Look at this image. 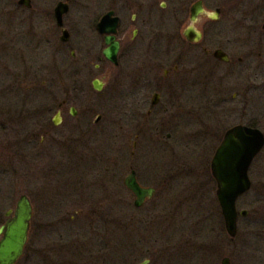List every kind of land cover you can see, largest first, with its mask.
Wrapping results in <instances>:
<instances>
[{
	"label": "rangeland",
	"instance_id": "374dc122",
	"mask_svg": "<svg viewBox=\"0 0 264 264\" xmlns=\"http://www.w3.org/2000/svg\"><path fill=\"white\" fill-rule=\"evenodd\" d=\"M226 1L202 0L204 13L194 27L210 52L236 39L254 50L243 80L246 116L240 96L232 101L234 91L228 92V65L212 61L200 62L202 78L187 99L189 116L146 121L134 118L131 97L139 68L125 62L164 47L157 37L129 36L135 28L138 35L180 36L190 25L189 10L179 17L172 2L165 10L147 11L122 0H73L71 40L83 38L89 50L88 65L77 71L79 62L55 51V41L47 51H36L28 37H21L16 0H0V221L23 193L34 208L26 250L17 264H220L224 256L230 264H264V147L249 168L253 187L236 202L238 212L248 214L238 216L234 239L226 232L213 183L190 171L206 168L202 161L208 157L209 164L227 128L243 123L264 131V52L258 56L255 41L264 37L263 21L232 17L241 11H229ZM216 7L221 13L211 20ZM111 9L121 17L117 36L124 39V63L97 70L104 40L95 25ZM133 14L147 22L132 23ZM36 21L43 22L41 17ZM95 78L103 81L101 92L92 86ZM64 98L77 114L66 109L55 125V104ZM173 107L171 114H177L180 107ZM37 131L41 135L35 144ZM17 138L23 147L8 146ZM152 141L175 151L152 149ZM130 166L145 182L149 177L155 185L166 180L157 196L137 208L123 185Z\"/></svg>",
	"mask_w": 264,
	"mask_h": 264
},
{
	"label": "flooded vegetation",
	"instance_id": "af4514ba",
	"mask_svg": "<svg viewBox=\"0 0 264 264\" xmlns=\"http://www.w3.org/2000/svg\"><path fill=\"white\" fill-rule=\"evenodd\" d=\"M65 1L67 0H24V4H22V3H19L18 0H16V2L18 3L17 6L19 8V11L21 12V14H19V21L21 22L20 27H19L20 33L22 34L21 37H24V38L28 37L27 40L33 43V47L36 51L37 50L42 51L44 49L47 51V47H51V44L54 43L55 41L54 43L55 51H60V54L69 56L72 61L79 62L77 71H83L84 69L83 67L88 65L87 64L88 60L86 59V55L89 50L86 47V43H83L84 42L83 38L78 39V41H74V42L73 40H71L73 26H72V22L68 20V13L72 10L71 2L73 0L68 1V11L62 16V20H63L62 24L59 25L57 23L58 20L55 17L56 5L59 2L65 3ZM117 1H120V0H117ZM122 1H124L125 5L128 4L130 6H136L138 10L146 9L147 11H153V10L157 11L158 9L165 10V8L169 7L168 3L172 2L173 4H175V6L173 7L174 10L176 9L178 12L181 11V15H179V17L184 15L183 13L186 9L189 10L188 14H190V17H189L190 22H191L190 18L192 16V14L190 13L191 7L198 4L199 1H201L202 3V0H191V1L190 0H122ZM202 7H203V3H202ZM226 7L228 8L229 11L231 9L236 10V11L237 10L241 11V12L235 11L236 13L232 12V17L238 15L237 18H239L240 21H243V20L246 21L248 19H250V21H253L254 23H259L263 21L261 24L262 25L261 28H262V31H264V0H229L226 3ZM219 12H220V9H219ZM114 15H115V11H114ZM219 15H216L215 17L208 16V18L211 20H217L219 18ZM40 17H41V21L43 22L38 23L36 19ZM116 17H119L121 19L120 16H116ZM179 17H176V18L178 19ZM199 18L200 16L196 20L197 22L199 21ZM120 19H119V23H120ZM131 21L134 24H138L139 21L142 24H145L147 22V19L143 17L141 14H133ZM119 23H118V26H119ZM64 30L68 31V37L66 41H64V39L61 37L62 33H64ZM183 32H182V35L180 36L173 35V34L172 35L161 34L160 36L147 35V34L138 35V30L137 28H135L133 29L131 36H129V37H133L134 39L136 37L137 38L157 37L158 39H161V45L164 47L160 51L156 49L153 51L150 50V53L148 54L145 53V56H144L145 59L138 58L139 56L134 54L136 58L134 56L132 58V55H131L130 59L125 62L126 63L125 66H128V68H134V66H137V68H139V70H136L135 72L136 79L132 81V84H131L132 88H130L132 89L131 97L135 99L136 111H134V118L135 119L144 118L146 121H149L150 119L151 120L154 119L153 121H159V120L163 121L167 117L168 118L176 117V120H180L181 116H183L184 113L189 116V113L187 111L188 109L187 99H190V97L193 96L194 92H196L199 86L200 78H202V75H200V69L202 68L200 65V62H202V64H205V63L211 64L212 61L215 64L219 63L221 65L223 64L228 65L227 66L228 70L226 72V74L228 75L227 76L228 77V81H227L228 92L230 90L234 91L232 93V101L237 100V97L240 96V103L243 105L241 108V114L246 116V108L248 106L247 104V101H248L247 94L248 93H247L246 86L243 83V80L246 74L245 71L249 68V65H250L249 58L253 56L254 50L250 51L248 48H246L247 46L246 42H240L239 39H236V40H233L232 42L228 41V44L229 43L230 44L226 46L225 48L216 46L212 50V52H210L209 47H208L209 45H205L201 43L202 37L200 40H196L194 37L193 39L188 40V38L183 34ZM101 36H102V39L105 41L103 35ZM116 38H117V42L119 43V48H120L117 54V59H118L117 64H114L113 62H111L110 59L108 60L103 55L102 51H104V48L106 47V44L103 41L104 47L102 48L103 50L101 51V56L98 59L100 60V62L99 64L96 63L94 65V68H96L97 70H99L101 67H104L103 65H105V67H108L110 63L114 65L115 67L119 68L120 65L124 63V60L122 61V58L120 55V50H122V42H123L122 40L124 39L122 37H118L117 34H116ZM255 39H256L255 40L256 48L258 49L257 52L259 53L258 56H262L264 52V37L263 38L255 37ZM146 44H149V39L146 40ZM175 45L176 47L174 49H171ZM216 49H220L221 51L223 50L224 53H226L225 60L222 61L219 58L215 57L213 52ZM136 50H137V47H136ZM144 52L145 51H143V53ZM138 55H139V52H138ZM100 81L101 82L99 83V85L100 84L103 85V81L102 80ZM239 81L240 83H242V85L238 83ZM22 85L24 84H20V87H22ZM175 104H177V107L179 106L180 109H178L179 111L177 114H171L170 110L174 108L173 106ZM69 105H70V102H68V99L66 98L62 99L59 103L55 104V113H56L55 115L59 114L60 122L63 118L62 116L63 112L66 109H68V112L72 113L71 107H74V106L73 105L69 106ZM143 107L147 109L145 113L141 112L144 110ZM54 116L52 117V120ZM190 116L195 117L192 115ZM239 124H243V123H239ZM247 125H250V124H247ZM251 126H254V125H251ZM156 128L158 129V125L156 126ZM40 133L41 132H38V131L33 133L34 137H32L33 139L32 142H34L35 144L37 143L35 142V137H37V135L40 136L41 135ZM42 133H44L45 135L48 133V130H45ZM224 134H222L223 136L222 138H224ZM171 136L172 134L170 131H167L165 133L166 138H170ZM222 138L220 139L218 145L220 144ZM42 139L43 138L41 137V140L38 141L39 144H41ZM22 140L20 141L17 138L16 140H11V142L7 141V144L8 146L16 145L20 149L21 147H23ZM136 142L137 141L133 143V147H136ZM150 143H151L152 149H154L155 147L159 149H163V150H165V148L173 149L171 147L162 146V145H159L161 146L159 147L157 146L158 142L156 141L155 142L152 141ZM218 145H217V148H218ZM208 147L214 148V146H212L211 144H209ZM208 147L206 145L204 148L208 149ZM173 151L175 150L173 149ZM204 151H205L204 153L210 152V150H207V151L204 150ZM215 151L216 149L214 150V152ZM133 153H131L132 157H133ZM207 159L202 161L203 165L206 164V168H200L197 171H195V169H192L190 171H192V173L194 174L198 173L197 175L205 176V178H207V182L209 181V183L211 181L215 188V197H216V193L218 190L216 178L212 175V172H211V169H212V167L210 166L211 159L208 165L206 163ZM115 160L117 161L116 157H115ZM180 170L182 169H179V171ZM130 171L131 172L135 171L136 173L135 178L139 182L138 184L140 186L144 188L151 187L153 188V190H155L151 196L147 197L144 200V204L147 203V200L151 199L154 196H157L158 192L160 191L159 188L161 186H166L164 184L166 180L162 181L160 184L155 185L154 181H152V183H148L151 181L150 179H152V177L151 178L149 177V179L146 180L145 182L139 176V171L133 170L132 166H130ZM159 174L160 173H158V175ZM156 178L153 177V179H156ZM252 187L253 186H252V180H251V188ZM124 188H127V187L124 186ZM127 191L130 193L129 195L133 198V202H134L135 201L134 193L131 192L128 188H127ZM249 191L244 192L240 196L248 193ZM6 212L7 211H5L4 213V216L6 218L5 220L8 219ZM247 214H248L247 210H246L245 215H242L237 210V217L246 216ZM5 220L0 221V225L4 224ZM238 220H239V217H238ZM234 237H231V238L234 239Z\"/></svg>",
	"mask_w": 264,
	"mask_h": 264
},
{
	"label": "water",
	"instance_id": "95a60500",
	"mask_svg": "<svg viewBox=\"0 0 264 264\" xmlns=\"http://www.w3.org/2000/svg\"><path fill=\"white\" fill-rule=\"evenodd\" d=\"M68 1L59 2L56 7L55 17L58 24H62V16L68 11ZM19 3L24 4V0H18ZM191 22L190 26L186 27L183 34L188 40H200L203 36L195 26L194 22L198 17L204 13L201 1L190 9ZM219 9L216 8L210 17L219 15ZM119 17L114 15V10H108L100 16L95 28L97 33L103 35L106 47L102 51L103 55L114 64H117V54L119 51V43L117 42L116 34L118 30ZM64 41L67 40L68 31L64 30L61 36ZM213 54L220 60H225L224 51L216 49ZM97 78L93 79L92 85L95 90L101 92L102 85ZM72 115L77 114L74 107H71ZM100 119L99 115L96 120ZM55 125H60L59 114L53 118ZM264 147V131L259 127L251 125L237 124L235 127H230L226 130L224 138H222L218 148L211 159V172L216 178L217 183V202L221 208V215L224 218V226L228 236L234 237L238 230L237 228V207L236 201L240 195L251 188V180L249 168L252 166V161L258 157L260 151ZM135 171L128 173L124 178V186L127 187L135 196L134 206L137 208L144 204V200L151 196L155 190L151 187L144 188L140 186L135 178ZM31 198L24 194L19 196L14 210H7L8 216L4 224L0 225V264H17L24 251L26 250V243L29 240L28 234L31 230V219H33V207ZM242 215L246 214V210H241ZM229 256L222 257L220 264H230ZM143 261L141 264H146Z\"/></svg>",
	"mask_w": 264,
	"mask_h": 264
}]
</instances>
